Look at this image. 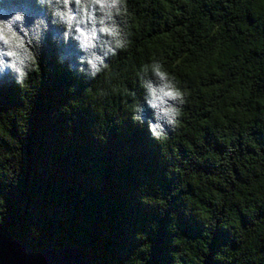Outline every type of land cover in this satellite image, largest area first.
<instances>
[{
	"label": "clouds",
	"instance_id": "9594fccd",
	"mask_svg": "<svg viewBox=\"0 0 264 264\" xmlns=\"http://www.w3.org/2000/svg\"><path fill=\"white\" fill-rule=\"evenodd\" d=\"M168 3L164 8L161 0H0V86L11 85L18 101L0 106V115L24 107L29 98L32 112L42 66L48 63L42 53L46 46L56 49L55 66L75 82L66 89L72 98L49 113L53 122L60 115L70 117L66 135L77 114L86 111L93 141L106 143L109 130L119 132L127 122L157 149L158 181L141 183L135 192L139 205L154 210L155 218L128 235L119 264H130L134 256L143 264H264V186L259 183L264 181V106L256 124L261 131L254 134L260 149L238 165L249 181L257 178L256 187L249 183L239 199L226 194L224 201H212L217 207H197L199 192L191 200L168 199L180 187V178L168 171L175 166L170 150L185 127L196 129L204 122L203 113L217 139L240 133L244 143L253 142L247 116L234 117L237 109L250 115L264 101V87H259L264 85V0ZM185 24L189 27L175 31ZM156 31H169L180 50L149 39ZM182 54L200 67L198 83L186 68L169 70ZM225 80L229 87L213 88ZM73 100H78L75 107ZM22 131L25 135L26 122ZM6 216L0 197V226ZM28 233L33 240L40 236L33 227ZM8 238L16 239L14 234Z\"/></svg>",
	"mask_w": 264,
	"mask_h": 264
},
{
	"label": "trees",
	"instance_id": "16d2710c",
	"mask_svg": "<svg viewBox=\"0 0 264 264\" xmlns=\"http://www.w3.org/2000/svg\"><path fill=\"white\" fill-rule=\"evenodd\" d=\"M174 2L183 5L191 0ZM161 3L164 8L169 6L168 0ZM187 27V24L177 26L175 31L179 33ZM149 39L167 41L170 47L180 50L169 31L153 32ZM56 54V49L47 46L42 53L48 63L42 66L43 82L34 98L32 112L29 98L23 101L24 107L0 115V177L5 183L0 187V197L7 204V216L0 232L7 237L14 234V241L21 242L35 254L68 247L82 250L91 264H119L129 247L128 235L143 230L146 223L155 218L154 210L139 205L135 192L141 183L158 181L157 149L147 142L141 130L127 122L119 132L110 129L106 143L93 141L88 131L91 117L86 111L77 114L71 135H66V120L70 117L60 115L53 122L49 113L72 98L66 95V89L75 82L63 68L55 66ZM177 67L186 68L194 84L199 82L200 67L192 57L182 54L179 63L169 70L175 71ZM227 87L228 80L213 85L215 90ZM244 95L247 97L248 92ZM77 103L78 100H73L70 106L75 107ZM16 104V90L11 85L0 86V106ZM262 106L264 101H260L250 115L237 109L234 117L240 120L247 116L252 143H244L240 133L217 139L206 126L208 113L202 114L204 122L198 128L185 127L181 131L174 141L175 147L170 150L175 154V166L168 168L173 176L180 178V187L169 192V201L175 197L191 200L199 192L201 198L197 207H217L212 201H224L226 194H235L239 199V193L246 191L249 183L257 186V178L253 176L249 181L238 165L240 160L260 149L254 134L261 131L256 124ZM259 183L264 186V181ZM156 206L163 208V203L158 201ZM219 207L222 209V205ZM29 227L39 231L38 239L30 237ZM130 264L143 262L134 256Z\"/></svg>",
	"mask_w": 264,
	"mask_h": 264
},
{
	"label": "water",
	"instance_id": "95a60500",
	"mask_svg": "<svg viewBox=\"0 0 264 264\" xmlns=\"http://www.w3.org/2000/svg\"><path fill=\"white\" fill-rule=\"evenodd\" d=\"M0 264H91L80 249L62 248L34 253L21 242L10 240L0 232Z\"/></svg>",
	"mask_w": 264,
	"mask_h": 264
}]
</instances>
